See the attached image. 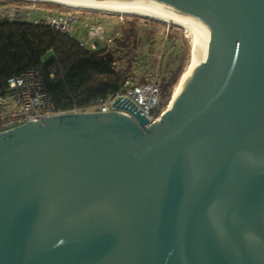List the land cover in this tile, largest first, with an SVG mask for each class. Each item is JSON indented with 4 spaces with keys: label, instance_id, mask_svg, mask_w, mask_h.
<instances>
[{
    "label": "water",
    "instance_id": "water-1",
    "mask_svg": "<svg viewBox=\"0 0 264 264\" xmlns=\"http://www.w3.org/2000/svg\"><path fill=\"white\" fill-rule=\"evenodd\" d=\"M93 1L191 19L199 62L149 126L117 96L0 132V264H264V0Z\"/></svg>",
    "mask_w": 264,
    "mask_h": 264
},
{
    "label": "trees",
    "instance_id": "trees-1",
    "mask_svg": "<svg viewBox=\"0 0 264 264\" xmlns=\"http://www.w3.org/2000/svg\"><path fill=\"white\" fill-rule=\"evenodd\" d=\"M114 57L110 49L80 46L74 36L47 23L0 18V93L8 77L37 66L42 68L45 88L58 109L82 107L118 91L131 74L129 65L115 69ZM49 66L55 69L52 76ZM183 72L179 65L164 74L159 82L160 106L169 95L172 99Z\"/></svg>",
    "mask_w": 264,
    "mask_h": 264
},
{
    "label": "built area",
    "instance_id": "built-area-1",
    "mask_svg": "<svg viewBox=\"0 0 264 264\" xmlns=\"http://www.w3.org/2000/svg\"><path fill=\"white\" fill-rule=\"evenodd\" d=\"M35 8L30 7L24 10H21L20 7L7 8V10L0 8V18H19L33 23H47L74 36L80 46L89 50L104 48L113 39L112 33L97 21L92 20L91 17L76 15L77 12L73 13L77 10L71 12L68 10L60 14H41ZM80 22L83 23V30L80 27ZM54 70L53 66L48 67L51 76ZM117 96H124L141 111V114L147 119L146 126L158 120L164 111L160 106L158 80L133 82L129 78L122 83L118 91L110 93L104 98L96 99L82 107L60 110L55 106L52 95L45 88L42 68L31 66L8 77L6 87L0 93V132L23 125L28 121L40 122L42 118L63 113L118 111L130 116L123 109L111 107Z\"/></svg>",
    "mask_w": 264,
    "mask_h": 264
},
{
    "label": "rangeland",
    "instance_id": "rangeland-1",
    "mask_svg": "<svg viewBox=\"0 0 264 264\" xmlns=\"http://www.w3.org/2000/svg\"><path fill=\"white\" fill-rule=\"evenodd\" d=\"M15 7H20L21 10L36 7L35 9L41 14H60L75 10L53 2L0 0V8L7 10V8L14 9ZM73 13L91 17L112 33L113 39L104 48L114 51L115 57L111 64L115 69L130 66L131 74L127 78L133 82L156 79L161 83L167 70L179 65L180 69H186L189 64L190 39L181 26L132 14L122 15L81 9ZM80 27L84 29L82 22H80ZM170 99L171 95L161 100L162 109L170 106Z\"/></svg>",
    "mask_w": 264,
    "mask_h": 264
},
{
    "label": "bare ground",
    "instance_id": "bare-ground-1",
    "mask_svg": "<svg viewBox=\"0 0 264 264\" xmlns=\"http://www.w3.org/2000/svg\"><path fill=\"white\" fill-rule=\"evenodd\" d=\"M31 1L58 3L61 5H65L70 8H73L75 10H80V9L81 10H97V11H102V12H107V13H116V14H122V15L132 14V15H138V16H142L146 18L159 20L167 24H175V25L181 26L186 32V35H188L190 39V45H191L190 61H189L188 66H186V69H184L183 75L179 83L176 85L175 89L173 90L174 92H173V98L171 100V103L173 99L175 98V95L179 92L182 82L189 68L192 65L196 64L197 62H199L198 58L196 57L194 53V49L197 45V34H196L193 21L191 19H186V18L176 16L169 11L152 10V9H148L144 7H136L130 4H104V3L95 2L93 0H31Z\"/></svg>",
    "mask_w": 264,
    "mask_h": 264
}]
</instances>
